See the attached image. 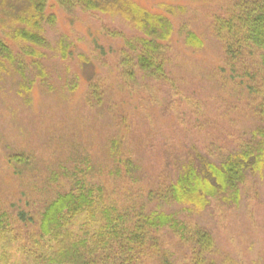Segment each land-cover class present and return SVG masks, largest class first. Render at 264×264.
I'll list each match as a JSON object with an SVG mask.
<instances>
[{
    "label": "rangeland",
    "instance_id": "obj_1",
    "mask_svg": "<svg viewBox=\"0 0 264 264\" xmlns=\"http://www.w3.org/2000/svg\"><path fill=\"white\" fill-rule=\"evenodd\" d=\"M46 1L55 24L45 26L49 47L39 50L44 79L20 97L15 86L20 80L0 74V206L14 216L13 223L19 221L18 211L35 217L54 190L45 186L54 183V174L61 180L65 170L81 165L102 180L116 165L111 151L134 160L132 181L139 188L133 186L131 197L148 213L157 205L165 154L218 155L263 125L247 93L230 80L223 47L211 32L212 15L225 13L233 1L132 0L168 16L174 31L164 57L171 85L139 75L131 89L120 78L119 53L125 49L119 35L132 38L137 32L117 16L68 14L55 0ZM165 6L174 13H166ZM1 25L0 20L3 38ZM182 25L202 40L199 50L184 45ZM111 29L122 34L105 33ZM5 43L21 55L18 46ZM92 85L98 98L90 95ZM13 155H20L23 164H10ZM160 209L210 231L216 245L213 264H264V173L250 178L239 206L220 216L186 214L178 206Z\"/></svg>",
    "mask_w": 264,
    "mask_h": 264
},
{
    "label": "trees",
    "instance_id": "obj_2",
    "mask_svg": "<svg viewBox=\"0 0 264 264\" xmlns=\"http://www.w3.org/2000/svg\"><path fill=\"white\" fill-rule=\"evenodd\" d=\"M229 1L233 2L224 8L225 13L212 15L211 32L223 47L230 80L247 93L263 125L218 155L193 150L180 157L172 153L174 158L165 154L163 184L155 194L157 205L148 213L131 197L133 186L138 187L132 181L134 160L123 158L120 152L111 151L116 165L102 180L94 177L91 167L81 165L65 170L61 180L54 174V183H45L54 190L34 218L18 211L19 221L13 223L14 216L0 206V264L214 263L216 245L210 231L160 208L178 206L186 214L220 216L239 206L242 188L250 178L264 173V0ZM55 2L68 14L117 16L137 32L132 38L112 29L105 32L113 37L122 34L125 50L119 53L120 78L129 89L139 75L171 85L164 62L174 31L168 16L132 0ZM47 8L46 0H0L6 39L0 38V74L20 80L15 85L20 97H27L37 80L44 79L39 50L49 47L45 26L55 24ZM165 9L166 13L175 11L172 6ZM179 32L187 48L202 47V40L187 25ZM5 41L18 46L21 55H15ZM60 50L64 58L65 50ZM90 95L98 98L96 86H90ZM174 101L173 95L169 103ZM22 161L20 155L8 159L16 166ZM12 252L20 253L21 259L13 258Z\"/></svg>",
    "mask_w": 264,
    "mask_h": 264
}]
</instances>
